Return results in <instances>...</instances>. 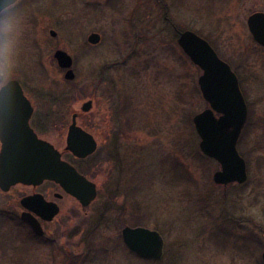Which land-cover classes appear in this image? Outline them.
Wrapping results in <instances>:
<instances>
[{"label": "rangeland", "instance_id": "rangeland-1", "mask_svg": "<svg viewBox=\"0 0 264 264\" xmlns=\"http://www.w3.org/2000/svg\"><path fill=\"white\" fill-rule=\"evenodd\" d=\"M18 3L21 33L10 63L0 61V87L17 80L26 96L56 98V116L66 121L64 138L51 133L63 142L59 149L78 114L77 125L98 149L72 163L97 185L98 196L87 208L58 202L60 214L42 238L0 221V264H263L264 49L247 19L264 11V0ZM176 30L207 40L239 77L248 110L237 143L247 165L242 185L213 182L219 165L201 153L192 122L208 107L198 87L201 71L178 47ZM92 33L100 35L97 45L87 42ZM57 50L73 59L71 82L54 59ZM89 100L92 109L81 112ZM20 190L27 193L14 191ZM125 227L157 231L162 258L131 253L122 241Z\"/></svg>", "mask_w": 264, "mask_h": 264}, {"label": "water", "instance_id": "water-1", "mask_svg": "<svg viewBox=\"0 0 264 264\" xmlns=\"http://www.w3.org/2000/svg\"><path fill=\"white\" fill-rule=\"evenodd\" d=\"M247 26L253 41L264 48V13L257 12L249 16ZM56 36L54 31L50 32ZM100 36L92 33L87 38L91 45H97ZM177 44L184 55L195 65L201 75L198 87L208 107L196 114L193 125L198 135L199 149L209 159L216 161L220 169L213 174L216 185L227 187L229 184L242 185L247 181V166L237 150L242 130L247 122L248 110L241 93L238 79L230 66L222 61L210 44L192 31L179 32ZM57 65L66 70L67 81L75 79L72 69V58L62 50L54 53ZM15 98L13 100L9 98ZM3 105H28L23 89L18 81L10 80L0 88V110ZM92 109V101L82 104L81 112ZM30 114L27 115L28 121ZM77 114H73L72 123L66 138V150L77 159H86L97 150V142L93 135L77 125ZM1 119V114H0ZM0 128V138H1ZM23 139L19 148L3 144L0 151V189L7 191L16 184L38 185L43 181H51L83 206H89L97 196L96 185L70 163L61 159V153L49 143L38 139L28 124H24ZM2 140V138H1ZM35 196L34 198H36ZM34 198H26L23 204ZM45 220L51 221L57 214L55 204H48ZM22 219L38 235L43 231L35 218L26 213ZM126 248L145 260H160L164 253V240L155 230L144 227H125L121 232ZM264 264V248L261 255Z\"/></svg>", "mask_w": 264, "mask_h": 264}, {"label": "flooded vegetation", "instance_id": "flooded-vegetation-1", "mask_svg": "<svg viewBox=\"0 0 264 264\" xmlns=\"http://www.w3.org/2000/svg\"><path fill=\"white\" fill-rule=\"evenodd\" d=\"M261 12L264 13V11ZM176 32L178 34L177 30ZM231 70L233 71L232 68ZM233 73L236 75L239 83L238 75L235 73V71H233ZM25 98L28 101V105L25 106L3 105L1 107L0 128L2 131L1 133L2 140L0 138V151L2 150L3 144H6L7 146H10L12 148H19V146L22 145L19 144V142L23 139V137L20 136V134L23 132L24 124H28L29 128L38 139L49 143L57 151L61 153V159L63 161L68 162L70 164H73L72 160L77 162L85 161L82 159L75 158L71 154V152L66 150V145H64L63 149H59L63 144V142L57 141L59 143L58 144L55 142V139L52 137L51 133H57L58 140L64 138L63 129L64 126L66 125V121H64L61 116L59 115L56 116V113L54 111V109L56 108V106L54 105L55 104L54 100L56 98L31 97L26 95ZM9 99L13 100L15 98L12 97ZM28 114H30V116L27 121L26 117ZM70 125L68 126L67 130H69ZM17 188L27 189V193L21 190L14 191ZM40 188H44L45 191L41 192ZM49 189L51 190L57 189L56 192L55 191L52 192L51 194L52 197L48 196ZM96 189L98 195L97 185H96ZM35 196L37 197L34 198ZM26 198H34V199L28 202V204L25 206L23 204V201ZM64 198H68L69 200L70 199L74 200L79 205L80 208H87V207H83L78 202V200L73 198L71 195L65 193L60 188L59 185L51 181H43L41 184L38 185L16 184L14 186H11L7 191H3L0 189V221H11L16 224L17 223L21 224L22 226H25L28 229V231L32 233L34 237L36 236L38 238H42L44 237L46 232L45 227L50 223H52L54 219L60 214L61 208L58 202L64 200ZM48 204H55L56 207L58 208V214L51 221L45 220L42 217V215H47L48 213L49 210ZM26 213L30 214V216L35 218V220L37 221V223L41 228V231H43V235L36 234L28 225V223L22 219V215Z\"/></svg>", "mask_w": 264, "mask_h": 264}, {"label": "clouds", "instance_id": "clouds-1", "mask_svg": "<svg viewBox=\"0 0 264 264\" xmlns=\"http://www.w3.org/2000/svg\"><path fill=\"white\" fill-rule=\"evenodd\" d=\"M22 17L23 9L18 0H0V61L6 65L14 56Z\"/></svg>", "mask_w": 264, "mask_h": 264}, {"label": "trees", "instance_id": "trees-1", "mask_svg": "<svg viewBox=\"0 0 264 264\" xmlns=\"http://www.w3.org/2000/svg\"><path fill=\"white\" fill-rule=\"evenodd\" d=\"M77 168H78V170H79L80 173H82L83 175L87 176V173L84 171V169H81L78 166H77Z\"/></svg>", "mask_w": 264, "mask_h": 264}]
</instances>
